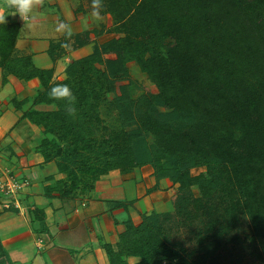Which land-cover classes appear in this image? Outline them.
Returning <instances> with one entry per match:
<instances>
[{
    "label": "trees",
    "instance_id": "1",
    "mask_svg": "<svg viewBox=\"0 0 264 264\" xmlns=\"http://www.w3.org/2000/svg\"><path fill=\"white\" fill-rule=\"evenodd\" d=\"M104 4L102 14L113 19L107 32L117 36L95 40L90 54L69 65L65 80L53 81L54 68H33L23 75L43 79L44 90L35 104L52 101L57 107L29 108L24 114L43 127L40 153L50 160L61 140L73 135V152L79 155V161L70 160L74 163L68 165L64 164L68 156L57 160L61 171H69L72 186L67 180L52 186L64 200H75L94 190L102 162L123 173L151 165L154 187L162 179L179 184V201L169 212L143 214L138 226L129 220L116 244H104L111 264H157L160 257L180 264H223L224 247L239 239L254 249L257 264H264V0H104ZM93 33L96 38L104 34L96 27L77 33L72 37L75 47L90 44ZM63 41L51 45L53 59L61 57L56 54ZM108 55H117L114 65ZM130 62L149 76L157 92L132 96ZM1 64L7 77L14 63L5 58ZM119 79L129 84L123 96H114L120 119L107 137L99 134L103 119L92 109L96 97L114 91ZM65 83L77 96L75 118L66 114L63 101L48 96L53 84ZM64 150L70 153L68 147ZM78 167L87 175L81 176ZM196 167H205L206 172L193 175ZM38 214L45 219L43 212ZM175 220L180 229L187 228V239L195 240L193 247L176 237ZM244 224L249 231L241 237L236 233Z\"/></svg>",
    "mask_w": 264,
    "mask_h": 264
},
{
    "label": "crops",
    "instance_id": "2",
    "mask_svg": "<svg viewBox=\"0 0 264 264\" xmlns=\"http://www.w3.org/2000/svg\"><path fill=\"white\" fill-rule=\"evenodd\" d=\"M74 2L45 0L31 27H25L18 13L0 24V175L10 173L13 176L8 180L23 184L16 194H7L0 186V264H102L106 261L101 257L103 243L117 242L129 220L140 225L147 206L153 210L154 198L163 194L159 190L150 193L157 184L151 165L129 173L105 165L94 190L75 200L45 190L59 179L58 168L41 159L35 139L41 127L24 116L29 108L44 110L47 102L35 104L44 90L43 79L23 75L33 68H54L53 81L62 80L63 67L92 52L94 33L91 43L82 48H76L71 39L69 51L58 50L60 58L53 59L50 53L51 45L64 38L55 30L58 22L70 23L75 34L98 24L85 15L77 17ZM5 58L14 63L7 77L1 64ZM164 183L177 187L170 179H162L158 182L161 190ZM37 208L45 219L37 217L41 213Z\"/></svg>",
    "mask_w": 264,
    "mask_h": 264
},
{
    "label": "rangeland",
    "instance_id": "3",
    "mask_svg": "<svg viewBox=\"0 0 264 264\" xmlns=\"http://www.w3.org/2000/svg\"><path fill=\"white\" fill-rule=\"evenodd\" d=\"M89 8H91V3L88 0H75L74 6H73V11H74V13L77 14V17H78V15H81L82 17L87 16V18H90L91 20H93V22H96L92 18L91 10H88ZM83 15H85V16H83ZM103 16H104L103 21L98 22V24L95 26L97 30L102 31L104 33L96 39L97 41H107V40L111 39L112 37L117 36L116 34H114L112 32H107V30L113 26V19H112L111 14H104ZM100 38L102 40H100ZM92 51H93V49H92ZM107 58H108L109 62L111 63V65H114L118 59L117 55H108ZM69 62H70V60H69ZM128 67L130 70V73H129L130 80L131 79L134 80V82L131 83V93H132L133 97L139 98L140 95H142L144 92H148V91L157 92L156 84L151 81L149 76L145 72H143L135 62H130L128 64ZM101 68H104V66L101 65ZM63 69L61 71L60 76L63 78L62 80H65L69 75L66 73L67 71L69 73V70H68L69 68L63 67ZM128 84H129V80L119 79L116 81V83L114 85V88H115L114 91H108L104 95L102 94L100 97H96L97 95L94 94L98 101H97L96 107L93 108L92 110L95 111L96 114L101 115V117L103 119L102 127H101L102 131H100L99 134L101 132H105V135L107 137H110L111 136L110 133L112 132L113 128H115L116 125L119 124L118 120L120 119V110L117 108H114V105L112 104V102H113L115 95L123 96L124 87L127 86ZM95 97H93V98H95ZM45 104L46 105L43 106L44 110H41V111H52V110H55L57 108L55 103L52 101L50 103H45ZM161 111L164 112L165 111L164 108H161ZM40 127H41V132L39 133L37 138H35L36 141H38L36 143L37 152L40 154L41 159H43L44 163L54 162L56 164V166L58 168V173H57V175L59 176L58 180L60 182H63V180H67L66 185L72 186V185H69V184H71V178H70L69 171L68 170L61 171L59 169V165L57 164V160L60 161V160H62V157L68 156L69 159L68 158L64 159V160H66L64 163L66 165L72 164L75 161H79V155H76L73 152V149L75 146L74 143L72 142L73 135H70L67 138L62 139L59 147H56V149L51 151L53 158H50V160H48V158L46 157L45 154L40 153L41 152L40 150H42V148H43V146L40 144V142H41L42 138L44 137L43 127L42 126H40ZM48 135L51 137L53 136L50 133ZM67 147H68V151H70V153H67L64 150ZM70 160H72V161L75 160V161L72 162ZM76 165H77V163L74 164L75 167H76ZM105 165L109 166L107 161L100 163V170ZM77 172L81 176L87 175L86 169H83L82 167H78ZM204 172H206L205 167H196V168L192 169L193 175L202 174ZM7 174H6V177L3 176V174L0 175V183H5L6 181H8V177L13 176L10 173H7ZM1 178H3V179H1ZM54 178H56V177H54ZM58 180L55 181V183H53V184H55V185L58 184ZM9 183H11V182H9ZM169 185H170V183H167V184L164 183L163 186L165 187V189H163V190H161V186L159 187V185H158V188L151 187L153 189L150 191V193L152 191H157V190L163 191L162 192L163 194L161 195L160 198H158V197L154 198L155 204H154L153 210H156L154 208H157V209H160V211L169 212L170 210L174 209V205L176 204L177 201H179V198H180V196L177 194V188H178L179 184H174L177 187H175V186L171 187ZM54 186L48 185L45 187V190L56 191L59 193L57 188H55ZM193 190H194V193L196 196L200 195L199 187L197 185L193 186ZM83 192H85V191H83ZM149 208H150V205H148L146 208V209H148L147 213H151L153 211L152 208H150V209ZM183 220H184V222L186 221L184 218H183ZM175 221L176 222L174 224H177V226H175L176 229L174 230V232H176L177 230L179 232L176 234V237L181 242L188 245L190 248L193 247L195 245V240L193 242H191L189 239H187V236H188L187 228H184V226H182V229H180V227L178 226V220H175ZM197 226H200L199 223H198V225L195 224L194 228ZM248 231H249L248 226L246 224H244L241 227V229L237 231L236 234H239L241 237H243L244 234ZM117 242H109V243L116 244ZM105 243H108V242H105ZM105 243H103V245H102V248L104 251H103L101 257L105 258L106 261H105V259L104 260L101 259V261L102 262L105 261L102 264H111L109 257L107 255L106 249L104 247ZM253 250L254 249L249 244L244 243L242 239L241 240L239 239V241L236 243H231V244L228 243V244H226V246L224 247V250H223L225 253V256L223 257V264H257L258 257L252 253ZM159 259H160V261L157 264H180L178 262V260L170 261V260L166 259L165 257H160ZM130 261L135 262L136 258H130Z\"/></svg>",
    "mask_w": 264,
    "mask_h": 264
},
{
    "label": "clouds",
    "instance_id": "4",
    "mask_svg": "<svg viewBox=\"0 0 264 264\" xmlns=\"http://www.w3.org/2000/svg\"><path fill=\"white\" fill-rule=\"evenodd\" d=\"M45 0H0V24H7L8 15L15 16L19 14L21 20L25 22V27H31L39 14V10L44 6ZM105 8L104 0H91V16L96 22L104 19L103 10ZM58 33L64 36L61 42V48L69 51L71 48V39L75 35L73 27L65 21L58 22L56 29ZM48 96L52 100L63 101L64 110L69 117L75 118L78 112L77 96L74 94L69 84H53L48 91Z\"/></svg>",
    "mask_w": 264,
    "mask_h": 264
},
{
    "label": "built area",
    "instance_id": "5",
    "mask_svg": "<svg viewBox=\"0 0 264 264\" xmlns=\"http://www.w3.org/2000/svg\"><path fill=\"white\" fill-rule=\"evenodd\" d=\"M19 15V14H18ZM11 181L10 184H8L9 182ZM8 183H2L1 184V189L2 191H4L5 193L7 194H16L18 193L19 190L22 189L23 187V184L17 182V181H14V180H9ZM8 184V185H7Z\"/></svg>",
    "mask_w": 264,
    "mask_h": 264
}]
</instances>
